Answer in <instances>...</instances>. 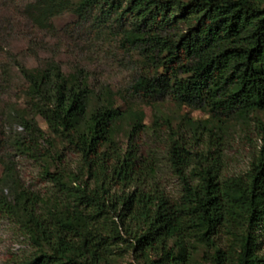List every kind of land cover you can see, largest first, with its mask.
Masks as SVG:
<instances>
[{
    "label": "trees",
    "instance_id": "1",
    "mask_svg": "<svg viewBox=\"0 0 264 264\" xmlns=\"http://www.w3.org/2000/svg\"><path fill=\"white\" fill-rule=\"evenodd\" d=\"M21 4L19 15L40 30L50 31L63 14L80 29L89 24L86 31L116 28L122 45L142 60L132 94L157 109L146 126L141 109L117 106L116 93L95 90L83 68L65 73L54 60L35 68L15 62L29 107L16 121L29 139L15 138L12 146L41 158L52 186L44 198L12 175L0 177L10 188L0 195V211L35 247L15 264H116L127 253L137 264H190L201 248L213 264H264V123L245 175L224 177L222 164L226 124L264 110V0ZM168 100L208 116L177 115L175 122L160 112ZM148 132L154 146L143 151L137 139ZM40 140L49 145L44 152ZM156 143L182 184L176 198L162 186ZM67 148L79 156L75 166H64Z\"/></svg>",
    "mask_w": 264,
    "mask_h": 264
},
{
    "label": "rangeland",
    "instance_id": "2",
    "mask_svg": "<svg viewBox=\"0 0 264 264\" xmlns=\"http://www.w3.org/2000/svg\"><path fill=\"white\" fill-rule=\"evenodd\" d=\"M22 2L13 0L14 4H0V177L12 175L21 187L46 198L52 186L43 174L41 158L21 154L12 146L15 138L20 137L26 142L29 139L23 125L16 121L29 108L23 93L26 83L15 66L16 61L35 68L48 60H54L65 73L83 68L95 90L107 86L116 93L117 106L122 109H141L146 126L151 124L157 108L132 94L131 85L143 70L142 60L135 51L122 45L121 35L113 33L117 31L116 28H104L101 31L90 28L86 31L89 24L80 29L73 17L63 14L53 20L54 27L50 31L40 30L19 15ZM2 68L6 69L5 73ZM159 107L163 115L173 117L175 122L178 121L175 119L177 115L185 114L199 120L208 116L201 110L187 107L179 109L169 100L160 102ZM28 112V117H32L30 110ZM35 119L48 136L42 118L37 116ZM260 122L264 123V110L250 114L246 123L231 120L226 124L222 150L224 177L245 175L249 171L261 144ZM119 139L124 146L126 137L121 134ZM137 142L143 151L154 146L149 132L141 133ZM39 144L42 152L49 146L44 140H40ZM156 145L161 157L162 186L170 196L176 198L182 191V184L163 158V145ZM63 158L64 166H75L79 161V156L69 148L64 150ZM9 189L1 184L0 195L9 196ZM219 238L218 241L224 244L227 236L222 234ZM34 252L35 247L18 221L0 211V264H15ZM209 253L207 248L199 249L191 256L190 264H213ZM116 264L137 263L127 253Z\"/></svg>",
    "mask_w": 264,
    "mask_h": 264
}]
</instances>
